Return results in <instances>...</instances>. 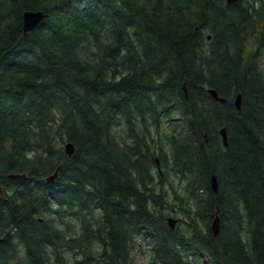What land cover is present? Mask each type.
Instances as JSON below:
<instances>
[{"label": "trees", "instance_id": "trees-1", "mask_svg": "<svg viewBox=\"0 0 264 264\" xmlns=\"http://www.w3.org/2000/svg\"><path fill=\"white\" fill-rule=\"evenodd\" d=\"M142 241L144 264H264V0H0V264Z\"/></svg>", "mask_w": 264, "mask_h": 264}, {"label": "water", "instance_id": "water-1", "mask_svg": "<svg viewBox=\"0 0 264 264\" xmlns=\"http://www.w3.org/2000/svg\"><path fill=\"white\" fill-rule=\"evenodd\" d=\"M237 0H227V2L231 3V2H236ZM44 17V13L42 11H26L23 15V31L24 34L27 35L28 32L32 31L43 19ZM184 91L186 92V87L185 84L183 85ZM209 93L212 95V97L217 101V102H221L224 103L226 102V99L222 96L219 95V93L215 90V89H208ZM234 104L237 108V110L239 112H241L242 110V96L239 93L235 100H234ZM220 134L222 136V140L224 145H228V138H227V130L225 127H223L220 130ZM75 151V147L74 144L72 142H67L65 144V152L68 156H71ZM60 169V166L55 170V173L49 177H47V181L48 182H53L57 179L58 176V171ZM14 177L17 178H21V177H25V175H21V174H15L12 175ZM211 187L213 189L214 192H218V180L215 174H212L211 176ZM168 223L171 229H175L176 228V223L177 220L172 218V217H168ZM211 229L213 231L214 235H217L219 233L220 230V219L219 216L216 215L212 224H211Z\"/></svg>", "mask_w": 264, "mask_h": 264}, {"label": "rangeland", "instance_id": "rangeland-1", "mask_svg": "<svg viewBox=\"0 0 264 264\" xmlns=\"http://www.w3.org/2000/svg\"><path fill=\"white\" fill-rule=\"evenodd\" d=\"M159 168L161 169V166L159 165ZM169 217H172L177 220L176 225L177 226H185L186 225V218L185 216L181 213V210L179 207H173V209L170 211ZM150 245L146 241L141 242V246L135 250L134 252V259L136 264H144V263H149V252ZM204 264H209L206 260L203 261Z\"/></svg>", "mask_w": 264, "mask_h": 264}]
</instances>
